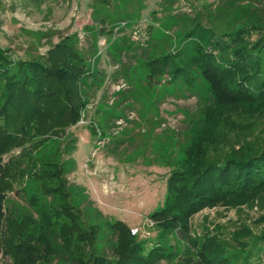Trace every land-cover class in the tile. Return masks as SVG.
I'll return each mask as SVG.
<instances>
[{
	"label": "rangeland",
	"instance_id": "374dc122",
	"mask_svg": "<svg viewBox=\"0 0 264 264\" xmlns=\"http://www.w3.org/2000/svg\"><path fill=\"white\" fill-rule=\"evenodd\" d=\"M92 1L0 0V47L7 57L44 54L51 43L75 34L85 65L102 82L97 87L88 80L83 87L87 106L75 126L64 127L66 117L57 121L46 109L42 120L26 125L25 135L14 128L12 148L0 156L12 237L42 253L51 250L52 264H114L127 248L121 222L130 243L141 247L132 264H200L203 241L225 256L241 253L233 259L240 264L245 243L264 234V191L254 201L204 207L181 228L160 229L148 215L163 204L170 171L200 136L208 138L212 159L264 147L262 115L237 109L225 123L204 121L222 109L214 105L202 65L193 66L196 43L205 50L207 38L191 31L198 24L195 29L229 32L244 18L264 26V0H99L94 7ZM109 35L114 39L106 48ZM167 54L182 70L175 78L159 60L150 62ZM50 163L60 166L68 197L43 173L55 169ZM258 245L250 264H264V241ZM64 252L74 263H65Z\"/></svg>",
	"mask_w": 264,
	"mask_h": 264
},
{
	"label": "trees",
	"instance_id": "16d2710c",
	"mask_svg": "<svg viewBox=\"0 0 264 264\" xmlns=\"http://www.w3.org/2000/svg\"><path fill=\"white\" fill-rule=\"evenodd\" d=\"M97 1L93 0L91 6L94 7ZM242 22L229 32L218 34L205 27V30L195 29L198 24L191 30L199 38H207L205 50L200 48L202 43H196L194 51L198 55L193 66L202 65L201 72L215 94L214 105L222 109L219 114L204 115V121H212V124L216 121L227 122L237 109L238 112L250 111L264 116V26L253 19L244 18ZM120 25L119 30L123 28ZM101 33L98 30L96 36ZM253 34L255 38H252ZM111 39L114 38L109 35L106 48L111 45ZM76 41L75 34L67 35L51 43L44 54L14 61L0 47V156L11 150L15 139L14 128L21 131L20 136L25 135L26 125L34 119L42 120L48 113L46 109L54 111L57 121L60 120L59 115L66 117L64 127L75 126L79 122L87 106L83 87L88 80L97 83V87L102 82L85 65V58L76 47ZM98 52L97 49L94 52L95 59L99 56ZM204 53H207V58ZM167 57L168 54L161 58L154 57L150 62L155 64L159 60L161 67H168L169 72L167 69L165 71L171 77L180 74L182 70L178 71V67L172 66ZM209 150L208 138L200 136L194 145L189 146V157L172 168L166 179L163 204L148 215L156 227L165 230L181 228L187 219L204 207L219 201L232 205L254 201L264 191V147L246 153L235 154L233 151L217 159L210 158ZM50 164L56 170H44L43 173L57 181L52 188L55 192L68 197L66 178L61 175L60 166ZM117 225L121 227L119 233L128 242L114 264H132L139 259L141 247L130 243L132 238L125 224L117 222ZM41 232V243L46 245V233ZM261 240L264 241V234L255 237L249 246L245 243L240 264H250V258L262 249L258 245ZM220 249L214 242H201L198 249L200 264H233V259L241 255L231 253L225 256ZM44 253L50 256V261L46 260ZM44 253L34 244L12 237L5 195L0 191V258H6L5 264H52V251ZM61 258L65 263H74V259L66 253Z\"/></svg>",
	"mask_w": 264,
	"mask_h": 264
},
{
	"label": "built area",
	"instance_id": "2783aa9c",
	"mask_svg": "<svg viewBox=\"0 0 264 264\" xmlns=\"http://www.w3.org/2000/svg\"><path fill=\"white\" fill-rule=\"evenodd\" d=\"M120 24H121L120 26H124V22H121ZM137 233H138V229L137 228L131 229V234L132 235H136Z\"/></svg>",
	"mask_w": 264,
	"mask_h": 264
}]
</instances>
